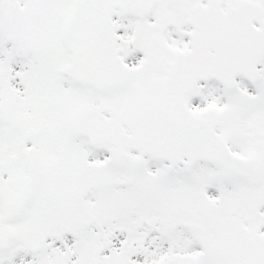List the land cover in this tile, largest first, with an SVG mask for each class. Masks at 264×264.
I'll list each match as a JSON object with an SVG mask.
<instances>
[{
	"label": "snow or ice",
	"instance_id": "obj_1",
	"mask_svg": "<svg viewBox=\"0 0 264 264\" xmlns=\"http://www.w3.org/2000/svg\"><path fill=\"white\" fill-rule=\"evenodd\" d=\"M0 264H264V0H0Z\"/></svg>",
	"mask_w": 264,
	"mask_h": 264
}]
</instances>
